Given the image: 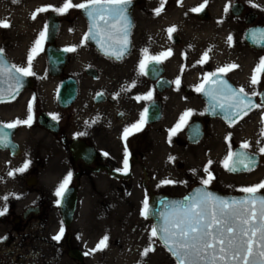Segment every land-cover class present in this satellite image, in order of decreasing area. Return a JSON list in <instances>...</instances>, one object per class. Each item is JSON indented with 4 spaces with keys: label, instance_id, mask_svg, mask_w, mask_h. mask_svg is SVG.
<instances>
[{
    "label": "flooded vegetation",
    "instance_id": "obj_1",
    "mask_svg": "<svg viewBox=\"0 0 264 264\" xmlns=\"http://www.w3.org/2000/svg\"><path fill=\"white\" fill-rule=\"evenodd\" d=\"M260 1L163 0L161 4V0H132L126 11L128 47L117 59L101 54L83 39L91 23L84 11L72 7L61 15L52 10L66 0H0V21L10 25L0 28L3 57L10 65L27 67L30 51L37 48L32 75L23 77L26 84L19 92L6 99L4 91L10 81L0 83V126L21 121L14 128H0L8 143L0 146V198L8 197L0 199V210L7 208L0 216V264H102L106 251L95 249L104 234L90 238L73 225L83 204V189H92L98 208L109 211L113 204H144L145 199L149 203L155 195L174 196L172 189L187 187L188 191L203 185L211 166L200 156L211 149L206 139L213 123L227 129L238 126L236 138L227 134L231 152L247 143V151L259 154L250 134L258 132L255 123L264 117L260 91L250 94L260 107L234 124L210 118L196 90L203 83L195 82L205 63L197 61L192 51L197 26H221L225 6L231 14L237 4L238 16H231L240 26L241 53L246 52L252 61L264 53L245 43L249 28L264 26ZM70 2L76 5L85 0ZM201 4H205L202 11H192ZM40 8L48 10L39 12ZM157 8H161L159 15ZM45 25L46 38L37 46ZM169 28H175L171 39ZM66 48L74 51L66 52ZM155 56L160 63L149 62ZM141 60L147 65L143 74ZM149 92L150 99H137ZM29 103L30 126L22 123ZM185 112L190 115L181 122ZM141 113L145 120L140 129H133L125 140L124 130L139 124ZM178 123L181 127L171 132ZM190 128L200 138L198 143L189 139ZM125 148L127 174L122 171ZM25 162L28 168L16 171ZM68 173L72 176L65 195L74 201L69 221V206L63 207L64 198L57 205L54 195ZM104 216L107 219L110 213ZM88 219L89 228H94L92 218ZM61 227L62 238L53 240Z\"/></svg>",
    "mask_w": 264,
    "mask_h": 264
},
{
    "label": "snow or ice",
    "instance_id": "obj_2",
    "mask_svg": "<svg viewBox=\"0 0 264 264\" xmlns=\"http://www.w3.org/2000/svg\"><path fill=\"white\" fill-rule=\"evenodd\" d=\"M18 2V0H13ZM132 0H85V2L73 5L70 0H66L62 7L52 9L58 14L63 15L68 9L76 7L81 9L87 15L89 21V31L85 34L84 40L95 39L105 51V55L115 56L117 59L122 57L128 47L129 18L126 15L128 6ZM163 4V0H161ZM205 4H201L199 8L192 9L194 12L202 11ZM228 5L224 11H228ZM252 7H256L255 4ZM47 8H40L39 12L47 11ZM161 8L156 9V15H159ZM32 18H35V13ZM10 25L7 21H0V28H8ZM175 28L167 29L169 39ZM47 25L40 32V38L35 44H41V40L46 38ZM255 36V33H253ZM261 39L264 40V33H261ZM231 43V37L228 38ZM107 46V48H105ZM64 51H74L73 48H66ZM37 52L34 46L28 56L27 67H18L15 65H6L0 59V83L7 80L10 81L9 92L14 88L16 92L22 86L21 78L32 75L31 62L33 53ZM146 54V50H145ZM2 55V50H0ZM167 53H161L165 56ZM207 53H205V57ZM149 62L155 61L160 63V57H149ZM203 62V61H202ZM141 74L147 67L144 60H141ZM236 65L226 66L217 70L216 73L208 74L206 81L210 80L211 84L205 88L204 84L197 87V91L204 92L213 102L211 108L213 111L219 109L225 114V119L231 125L233 118H241L247 115L248 110L260 107L251 103L250 97L245 93L244 89H232L223 79L218 78V74L226 73ZM264 71V58L261 59L260 65L253 72L251 84L256 85L258 81L257 73ZM179 86V80L175 81ZM212 85H215L213 87ZM252 95H255L253 93ZM0 93V100H2ZM151 92L145 97H137V99H150ZM264 103V101H262ZM147 109H145V113ZM145 113H141V121L134 124L130 128L124 130L123 138L126 140L133 129L139 130L140 124L145 120ZM189 112H185L181 116V122H185V117L189 116ZM56 119V117H53ZM32 121V105H28L27 119L22 123L30 126ZM16 121L10 124L0 126L3 129H11L20 124ZM262 125H264V117H262ZM181 125L178 123L176 128L171 132H175ZM261 137L264 138V127L261 128ZM171 135V133H170ZM0 146L7 147V136L0 132ZM241 149H248L247 143L241 144ZM259 152L264 154V147H260ZM255 164L254 158H250L246 152L233 153L229 151L228 156L223 162L226 170L231 172L250 171ZM123 174H127L128 168V152L124 151ZM28 168V163L17 169L18 172H24ZM205 172L208 168L205 167ZM12 175V173H9ZM71 173L64 178L54 192L57 197L56 203L60 204L61 199L67 192V186L71 181ZM212 179L209 173L208 179L202 180L201 183L206 187ZM163 183H172L164 181ZM261 189H264V182L251 187L239 189L245 195L238 199H222L212 195L211 193L201 189L194 194L186 197L183 201L173 202L163 205L164 210L157 213L159 223L151 229L149 241L158 238L163 242L165 248L175 258L176 264H264V195H259ZM5 201L7 196L2 197ZM7 211L5 207L0 210V216ZM140 215L147 219L148 217V201L145 199L144 206ZM64 229L61 227L60 232L53 236L52 239L59 241L63 236ZM108 237L102 238L95 250H102L101 246H107ZM149 246L144 249L142 255L151 252Z\"/></svg>",
    "mask_w": 264,
    "mask_h": 264
},
{
    "label": "rangeland",
    "instance_id": "obj_3",
    "mask_svg": "<svg viewBox=\"0 0 264 264\" xmlns=\"http://www.w3.org/2000/svg\"><path fill=\"white\" fill-rule=\"evenodd\" d=\"M227 1V0H223ZM236 1V0H228ZM262 18L264 19V0L259 3ZM194 34V46L192 55L197 61H203L205 67L195 75V82L200 84L204 79L218 69L236 65L226 74L229 75L232 83L239 89L243 88L247 94L257 95L264 87V76L261 72L257 73L258 83L251 84V78L254 70L258 67V62L264 58V53L255 55L254 60L249 57L246 52L240 51V26L238 22L232 18L230 12H225L222 25L216 23H204L197 26ZM229 36L231 43H229ZM205 53L207 56L205 57ZM257 57L259 61L257 62ZM209 62V63H208ZM258 127V132L253 131L250 137L254 138L252 145L260 154V165L253 171L239 175H230L227 173L223 162L228 156L230 147L228 144L227 134L234 135L238 132V126L224 128L213 123L210 135L206 140L211 143V149L208 154H202L201 160L204 159L209 166H211L212 182L209 183L211 188L220 190L227 194H243L239 189L244 187H251L264 182V154L259 152L260 147H264V138L261 137L262 119L255 123ZM247 135V133H244ZM200 159V158H199ZM197 164L198 161H197ZM187 192V187H180L172 189V195L183 196ZM264 193V189H261ZM83 204L80 206V213L74 220V226H78L84 233L93 238L95 234H104L107 236V244L111 246L110 249L101 246V251L106 255L100 260L102 264H152L155 262L157 256H165L166 264H175L170 256H167L166 251H161L156 246L155 238L149 241L150 232L146 231L151 228V222L140 215L144 204L133 203H117L113 204L109 211L105 207L98 208L93 199L94 193L92 189L85 187L83 189ZM115 195H118L116 193ZM132 195H135L132 193ZM110 216L102 220L100 217H105L104 214ZM92 218L94 228H89V221ZM96 223H99L96 225ZM132 228L134 230H132ZM86 234V235H87ZM126 250L120 253L116 248L123 246L122 240ZM101 240V239H100ZM151 247L152 251L146 255H142L144 249ZM134 254V255H132Z\"/></svg>",
    "mask_w": 264,
    "mask_h": 264
},
{
    "label": "water",
    "instance_id": "obj_4",
    "mask_svg": "<svg viewBox=\"0 0 264 264\" xmlns=\"http://www.w3.org/2000/svg\"><path fill=\"white\" fill-rule=\"evenodd\" d=\"M232 14L234 16H237L238 15V6L235 4L233 7H232V10H231ZM253 33H255V36L253 35ZM261 33H264V26H255V27H252L250 29L247 30L246 34H245V43L247 44V46H249L250 48L252 49H255V50H262L264 51V40L261 39ZM89 42L103 55H105V51L102 50L101 46L97 43V40L95 39H89ZM105 48H107V46H105ZM105 56H108V55H105ZM0 59L3 60V62L6 64V65H9L8 62L6 61L5 58H3L2 55H0ZM10 66V65H9ZM263 76H264V71H261ZM232 88V89H235V90H239L237 89L231 82L230 80L228 79V77L224 74H218V78H221ZM7 82V80H6ZM11 83V82H10ZM21 84L22 86L19 88V91L23 88L24 84H26V81L25 79L22 77L21 78ZM204 86L205 88H207L209 86V84H211V81L208 80L204 81ZM9 85L10 84H6V87H5V98L8 99L9 97L8 96H12L13 94L17 93L15 91V89L13 88L11 90V92H9ZM213 87H215V85H212ZM18 91V92H19ZM249 96V95H248ZM250 97V100H251V103L252 104H255L256 105V98L255 97ZM200 98L203 100V102L205 103L206 105V113L207 115L210 117V118H219L221 120H223L224 122L226 123H229L226 119H225V114L223 112H221L219 109L213 111L212 108H211V104L213 103L209 96L205 95L204 92H200ZM259 99H260V102L262 103V101H264V87L262 89V91L260 92L259 94ZM264 105V103H262ZM253 109V108H252ZM251 109V110H252ZM251 110H248V112H250ZM234 122L235 123L238 118H233ZM194 129L190 128L188 130V134H189V139L191 140V137L193 138V141L192 142H198L200 139L198 136H194L192 135L191 132H193ZM198 135H200V133H197ZM12 147L11 148H15V146L11 145ZM246 152L247 155L250 157V158H254L255 160V164L254 166L252 167V170H254L258 165H259V161H260V158L257 154H254V153H250L244 149H241V147H237L235 148L234 152L233 153H237V152ZM250 171H238V172H231V171H228L227 172L229 174H232V175H237V174H242V173H246V172H250ZM205 190L209 193H211L212 195L216 196V197H219V198H222V199H228V200H231V199H238V198H241L243 197L245 194H241V195H231V194H222L220 193L219 191H216V190H212V189H209L207 187H204V186H201V185H198V186H195L193 187L190 191H188L184 196L182 197H169V196H165V195H156V196H153L152 199H151V202L148 204V219L151 220L152 222V227L156 224L159 223V220H158V217H157V213L161 212L164 210L163 208V205L165 204H171L173 202H180V201H183L186 197H189L191 196L192 194H194L197 190ZM259 195H264V193H258ZM63 207H67V205L69 206V209H68V214H67V219L68 221L70 220V218L72 217V212H73V208H74V201H73V198H69V197H66V195H64L63 197ZM157 240L160 242V244L162 246H164L163 242L160 241L158 238ZM165 247V246H164ZM166 249V248H165ZM167 250V249H166ZM168 251V250H167ZM169 252V251H168ZM170 253V252H169ZM171 255V253H170ZM172 256V255H171ZM173 257V256H172ZM173 259L175 260V258L173 257ZM176 262V260H175Z\"/></svg>",
    "mask_w": 264,
    "mask_h": 264
},
{
    "label": "bare ground",
    "instance_id": "obj_5",
    "mask_svg": "<svg viewBox=\"0 0 264 264\" xmlns=\"http://www.w3.org/2000/svg\"><path fill=\"white\" fill-rule=\"evenodd\" d=\"M125 249H126L125 246H124V248H122V246L116 248L117 251H125ZM132 255H134V254H132ZM165 258H166V256H157L156 261L151 262V263L152 264H166Z\"/></svg>",
    "mask_w": 264,
    "mask_h": 264
}]
</instances>
